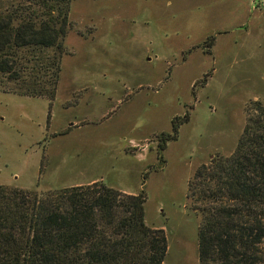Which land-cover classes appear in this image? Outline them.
I'll return each mask as SVG.
<instances>
[{"label":"rangeland","instance_id":"obj_1","mask_svg":"<svg viewBox=\"0 0 264 264\" xmlns=\"http://www.w3.org/2000/svg\"><path fill=\"white\" fill-rule=\"evenodd\" d=\"M70 21L52 104L0 93V185L144 191L146 224L167 236L164 264H199L202 216L188 182L234 152L246 107L264 103V9L250 0H75ZM186 114L162 162L158 135Z\"/></svg>","mask_w":264,"mask_h":264},{"label":"trees","instance_id":"obj_2","mask_svg":"<svg viewBox=\"0 0 264 264\" xmlns=\"http://www.w3.org/2000/svg\"><path fill=\"white\" fill-rule=\"evenodd\" d=\"M4 1L0 93L52 104L75 0ZM214 44L209 37L204 48ZM246 114L234 152L211 158L188 182L202 216L199 264H264V103H250ZM188 120L175 117L171 132L158 135L159 160ZM145 203L144 191L97 183L44 194L0 185V264H164L167 236L146 224Z\"/></svg>","mask_w":264,"mask_h":264},{"label":"built area","instance_id":"obj_3","mask_svg":"<svg viewBox=\"0 0 264 264\" xmlns=\"http://www.w3.org/2000/svg\"><path fill=\"white\" fill-rule=\"evenodd\" d=\"M250 5L255 10H263L264 9V0H250Z\"/></svg>","mask_w":264,"mask_h":264},{"label":"crops","instance_id":"obj_4","mask_svg":"<svg viewBox=\"0 0 264 264\" xmlns=\"http://www.w3.org/2000/svg\"><path fill=\"white\" fill-rule=\"evenodd\" d=\"M91 37H88V39H90ZM70 129H68V131H69ZM67 131V130H66ZM71 132V131H70Z\"/></svg>","mask_w":264,"mask_h":264}]
</instances>
